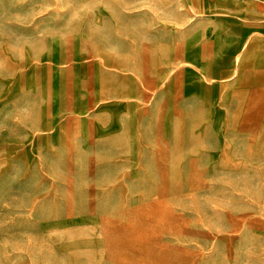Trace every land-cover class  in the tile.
Masks as SVG:
<instances>
[{
    "label": "rangeland",
    "instance_id": "rangeland-1",
    "mask_svg": "<svg viewBox=\"0 0 264 264\" xmlns=\"http://www.w3.org/2000/svg\"><path fill=\"white\" fill-rule=\"evenodd\" d=\"M263 45L264 0H0V264H261Z\"/></svg>",
    "mask_w": 264,
    "mask_h": 264
},
{
    "label": "crops",
    "instance_id": "crops-1",
    "mask_svg": "<svg viewBox=\"0 0 264 264\" xmlns=\"http://www.w3.org/2000/svg\"><path fill=\"white\" fill-rule=\"evenodd\" d=\"M259 52H260V54H264V47L259 49ZM250 72H252V73H249L250 75H248V73H247V75L244 76V79H246L248 76L255 79V80L258 79L259 77H264V70L261 68L250 70ZM231 74H232L231 77L233 78V83H235L237 77H236L234 72H232ZM212 76L215 77L214 74ZM220 102H222L221 103L222 107L227 106V104H226L227 99H221ZM262 102H264V87H258V86L248 87L245 94L239 98V104L240 105L243 104L244 106L257 105V104H260Z\"/></svg>",
    "mask_w": 264,
    "mask_h": 264
},
{
    "label": "bare ground",
    "instance_id": "bare-ground-1",
    "mask_svg": "<svg viewBox=\"0 0 264 264\" xmlns=\"http://www.w3.org/2000/svg\"><path fill=\"white\" fill-rule=\"evenodd\" d=\"M103 8V7H102ZM245 59L247 60L246 61V64H245V68H262L264 70V54H259V53H250L248 54ZM243 72V71H242ZM244 73V72H243ZM240 78H241V83H242V80H243V75H240ZM242 85V84H240ZM245 86H248V87H254V86H258V87H264V77H259L258 79H253V78H248L247 79V83L243 84ZM212 164V163H211ZM220 172V171H219ZM228 172V171H227ZM211 175L213 176V173L211 172ZM199 180L198 176H196V180L197 181ZM200 182H195L193 184H191V186H193V189L200 186ZM190 225V224H189ZM186 231V230H185ZM188 231V229H187ZM261 264H264V261L261 262Z\"/></svg>",
    "mask_w": 264,
    "mask_h": 264
}]
</instances>
